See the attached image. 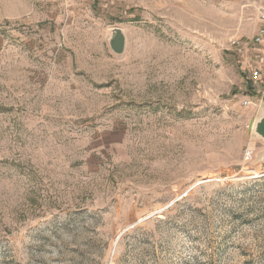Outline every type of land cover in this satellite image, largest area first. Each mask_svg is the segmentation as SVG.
Returning a JSON list of instances; mask_svg holds the SVG:
<instances>
[{
    "label": "rangeland",
    "instance_id": "rangeland-1",
    "mask_svg": "<svg viewBox=\"0 0 264 264\" xmlns=\"http://www.w3.org/2000/svg\"><path fill=\"white\" fill-rule=\"evenodd\" d=\"M258 3L0 0V264H264Z\"/></svg>",
    "mask_w": 264,
    "mask_h": 264
},
{
    "label": "built area",
    "instance_id": "built-area-1",
    "mask_svg": "<svg viewBox=\"0 0 264 264\" xmlns=\"http://www.w3.org/2000/svg\"><path fill=\"white\" fill-rule=\"evenodd\" d=\"M257 9V20L260 24L259 29L255 38L253 39L254 44H259L264 41V0H259V3L256 5ZM232 46L239 48L240 52H244L247 48L250 47V43L242 44L239 39H234L231 42ZM250 82L252 84L253 89L255 90V96H263L264 97V67L254 68L251 70ZM252 97V96H251ZM252 105L251 99L248 98L243 101L242 106L244 108H249ZM247 161L252 159V153H247Z\"/></svg>",
    "mask_w": 264,
    "mask_h": 264
},
{
    "label": "water",
    "instance_id": "water-1",
    "mask_svg": "<svg viewBox=\"0 0 264 264\" xmlns=\"http://www.w3.org/2000/svg\"><path fill=\"white\" fill-rule=\"evenodd\" d=\"M107 44L110 51L116 57H123L127 50V37L124 30L121 28H113L110 31ZM257 97H260L259 111L257 118L251 125L250 131L252 132L253 136L264 141V97L261 95ZM260 160L262 163H264V151L262 152Z\"/></svg>",
    "mask_w": 264,
    "mask_h": 264
},
{
    "label": "crops",
    "instance_id": "crops-1",
    "mask_svg": "<svg viewBox=\"0 0 264 264\" xmlns=\"http://www.w3.org/2000/svg\"><path fill=\"white\" fill-rule=\"evenodd\" d=\"M249 43L251 44V50L250 48H247V55L249 54V60H251V64L247 63V67H245L246 71H250L253 67L254 68H261L264 67V41L259 44L252 43V40H249ZM249 68V69H248Z\"/></svg>",
    "mask_w": 264,
    "mask_h": 264
}]
</instances>
